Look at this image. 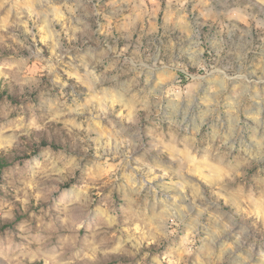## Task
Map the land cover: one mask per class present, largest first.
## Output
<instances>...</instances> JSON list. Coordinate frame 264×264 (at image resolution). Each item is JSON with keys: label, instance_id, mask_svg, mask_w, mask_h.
<instances>
[{"label": "clouds", "instance_id": "1", "mask_svg": "<svg viewBox=\"0 0 264 264\" xmlns=\"http://www.w3.org/2000/svg\"><path fill=\"white\" fill-rule=\"evenodd\" d=\"M74 8L84 16L102 14L100 0L94 4L91 0L84 3L77 0ZM177 11L185 15L181 8ZM185 24L183 34L173 37L166 18L164 32L155 38L156 52L135 62L123 55L124 50L107 59V53L98 50L86 48L83 56L74 52L84 68L78 80L85 88L68 86L58 78L59 73L44 71L51 63L58 68L64 64L63 57L73 52L71 47L47 61L37 55L35 63L41 66V71L36 73L30 71L28 61L32 56L20 60L17 71L0 81V264H38L41 260L44 264H87L89 253L103 252V237L120 233L117 238L127 244L136 237L125 224L143 222L149 211L153 218H158L155 205L146 208L142 203L140 189L125 184L115 174L105 179L99 171L104 153L99 147L94 148V138L83 125L109 115L115 124L109 120L112 134L107 143L115 140L121 150L127 146V152L119 153L124 166L128 154L135 152L150 160L162 176L169 177L162 183L180 186L193 180L188 165L191 154H203L224 169L223 182L215 186L214 196L223 193L227 202H231L234 193L247 189L250 193L258 192L264 199V136L258 140L255 130L249 136L246 124L224 134L225 121L218 113L219 108L227 105V97L224 105L211 109L205 105L201 111H208L209 116L204 119H173L171 109L177 98L169 88L176 78L167 79L177 70L191 77L185 64L188 68L193 65L178 61L183 57L185 44L196 40L210 53L215 51L216 40L223 39L232 48L244 45L259 54L264 63V0H193ZM76 30L85 35L89 31L86 24ZM100 30L98 26L97 32ZM89 51H96V55H88ZM64 66L73 67L71 56ZM195 67L199 70L200 65ZM231 68L229 64L225 70ZM235 71L245 72L249 68L238 65ZM200 93L213 99L222 95L220 89L209 87L185 93L183 99L193 114L204 103ZM97 95L116 96L121 104L119 115L111 104L108 113L96 111L93 98ZM125 97L131 104L125 102ZM130 106H134L131 116L127 112ZM79 108L95 113L81 121L80 130L68 122V118H76ZM167 145H181L182 149L168 154ZM37 193L40 194L37 202L42 205L39 212L32 205ZM166 199L171 200V196ZM208 202L214 208L221 207L211 199ZM190 207H195L194 202ZM167 219L172 221L168 229L154 237L158 247L174 243L170 230L182 222L175 213H169ZM253 225L264 231V216H258ZM247 227L251 229L252 225ZM80 229H84L82 235ZM124 232H128L129 240H123ZM97 237H101L99 244ZM139 243L137 240L132 248L138 251ZM136 254L129 252L133 257ZM147 256L145 253L137 264H144ZM99 261L108 264L106 255H101ZM158 261V255L152 257V264Z\"/></svg>", "mask_w": 264, "mask_h": 264}, {"label": "rangeland", "instance_id": "2", "mask_svg": "<svg viewBox=\"0 0 264 264\" xmlns=\"http://www.w3.org/2000/svg\"><path fill=\"white\" fill-rule=\"evenodd\" d=\"M95 2L91 0V3ZM76 3L77 0H0V81L9 79L17 71L20 60H28L32 56L28 61L30 71L36 73L41 71V66L35 63L37 55L47 61L49 57L71 47L73 52L63 57L64 64L58 68L55 63H51L44 71L59 73L58 78L68 86L85 88L78 80L84 68L74 52L83 56L86 48L98 50L107 53V59L113 57L116 51L124 50L123 55L132 62L147 57L156 52L155 38L164 32L166 18L173 37L183 34L185 19L192 9L193 0L182 4L172 0L171 5L169 0H100L102 14L88 16L74 8ZM178 8L185 12L184 16L180 15ZM85 24L89 29L87 35L76 30ZM98 26L101 27L99 32ZM213 44L215 51L212 53L199 40L185 44V52L178 63H191L193 67L188 68L185 64V68L192 75L189 78L177 70L167 77L168 80L176 78V82L169 88V92L177 98L171 116L176 120L189 117L204 119L209 116L208 111H201L205 105L210 109L224 105L227 97V105L219 108L218 113L219 118L225 121L222 129L224 134L246 124L250 129L248 135L251 136L252 130H255L259 140L264 136V63H261L259 54L244 45L232 48L223 39L213 41ZM110 48L114 51H110ZM88 55H96V51H89ZM69 56L72 57L73 67L64 66L68 64ZM161 59H164L163 55ZM197 64L200 65L199 70L195 67ZM229 64L232 68L226 71ZM238 65L247 66L249 71H235ZM201 87L218 88L222 95L213 99L211 95L200 93L204 103L193 114L183 96L190 90L199 92ZM124 100L131 104L127 97ZM93 102L96 111L108 113V105L111 104L117 115L120 113L121 104L116 96L97 95ZM133 108L130 106L127 109L129 116L133 115ZM89 116H95V113L79 108L75 113L76 118L70 117L68 122L80 130L81 121ZM110 119L115 124V119L109 115L103 120L95 119L91 125H83L94 138V148L99 147L104 153L100 173L105 179L115 174L125 184L140 189L144 206L147 208L155 205L159 216L153 218V213L149 211L143 222L125 224L124 227H130L132 235L136 237V240L127 244H122L117 238L120 233H110L103 237V252L89 253L87 264H103L99 261L101 255H106L108 264H137L145 253L148 256L144 264H152V257L157 255L162 264H264V231L253 225L258 216H264V199H261L258 192L250 193L245 189L243 193H234L231 202H227L223 193L214 196L215 186L223 182L224 169L203 154H191L188 165L193 180L180 186L162 183L167 182L169 177L162 176L150 160L135 152L128 154L127 166H124L119 153L127 152V146L121 150L115 140L107 143L112 134ZM92 128L95 130H90ZM177 149H182V146L167 145L168 154ZM176 179L173 177V180ZM194 181L197 183L194 184ZM196 192L201 194L200 197L195 195ZM204 193L208 195L205 197ZM39 195L37 193L32 200L37 212L42 207L37 202ZM166 196H171V200H167ZM209 199L221 207L214 208L208 202ZM161 200L164 203H159ZM193 202L195 207H190ZM169 213H175L182 222L178 227L173 225L170 230L174 243L170 247L167 243L158 247L154 237L157 232L168 229L172 223L167 219ZM248 225H252L251 229ZM83 232L84 229H80L81 235ZM123 240H129L128 232L123 233ZM137 240L140 241L138 251L132 248ZM100 242L101 237H97V243ZM131 251L137 252L136 256H130ZM38 264H44V261Z\"/></svg>", "mask_w": 264, "mask_h": 264}]
</instances>
